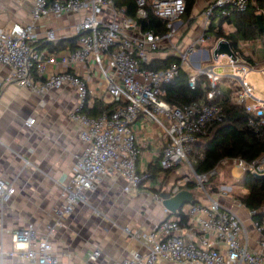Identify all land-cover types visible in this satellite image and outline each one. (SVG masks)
Wrapping results in <instances>:
<instances>
[{
    "label": "built area",
    "instance_id": "obj_1",
    "mask_svg": "<svg viewBox=\"0 0 264 264\" xmlns=\"http://www.w3.org/2000/svg\"><path fill=\"white\" fill-rule=\"evenodd\" d=\"M30 2L31 21L28 25H16L10 30L0 27V64L11 69L13 83L31 93L42 95L70 87L79 105L68 117L78 125L80 140L85 145L82 154L76 158L68 185L62 190L64 205L53 211L54 226H60L71 216L76 206L87 203V194L96 190L98 181L105 174L120 178L125 184V193H131L147 181L148 176L140 175L137 168L141 150L133 128L137 118L144 117L154 122L168 140L161 151V169L168 171L183 164L191 171L192 180L184 177L167 189L170 197L191 181L204 197L195 204L184 205L150 233L124 229L125 236L141 243L146 253L132 252L119 264H264V220L252 221L254 232L262 236L257 242L260 251H254L241 217L232 207L213 200L204 188L208 179L215 177L228 163L234 164L241 177L245 173L264 176V156L250 163L241 159L225 160L202 176L196 175L192 167L202 155L194 152L191 157L196 142L224 119L223 106L216 103L222 97L221 83H226L229 90L226 101L242 108L246 114L247 126L252 129L264 127V98H259L245 81L249 73L262 72V67H253L235 55V59L223 56L226 59L219 66L222 73L216 74L213 63L219 57L215 59L212 52L219 42L225 40L212 42L209 49L211 41L205 36L208 27L216 20L215 12L219 20L233 12L245 13L249 0L211 2L204 11L203 33L183 51L181 47L171 45V41L175 25L185 15V0L135 1L140 19H146L150 12L164 23L162 34L141 30L124 14V10L114 7L112 0ZM80 12H85L86 16L74 28L78 48L67 52L62 64H87L95 60L100 79L115 104L112 112L97 117L90 116L84 109L89 95L86 82L70 71L49 73V68L56 66L57 60L36 48L41 38L38 25L44 18ZM44 40L55 41L54 32H44ZM260 41L264 43V36ZM165 45L172 49L176 61L165 69H151L153 57ZM185 70L189 71L188 87L191 90L196 88L199 78L204 79V99L183 107L170 106L164 101L165 87ZM33 124L34 120L25 122L27 127ZM11 193V186L0 180V209ZM220 193L225 198L231 191L221 189ZM153 200L161 204L159 195H154ZM165 213L169 215L166 210ZM253 214L249 212L251 219ZM186 229L191 230L193 238L190 241L183 238ZM52 235V228L45 236H39L32 227L14 231L12 242L26 247L17 252V257L30 264H58L50 243ZM99 255L94 251L90 258L95 260Z\"/></svg>",
    "mask_w": 264,
    "mask_h": 264
},
{
    "label": "crops",
    "instance_id": "obj_2",
    "mask_svg": "<svg viewBox=\"0 0 264 264\" xmlns=\"http://www.w3.org/2000/svg\"><path fill=\"white\" fill-rule=\"evenodd\" d=\"M213 1L195 0L191 13L185 18L187 24L182 25L179 21L175 25L171 45L179 46L183 51L196 41L203 33V11ZM197 7L198 11L194 13ZM30 14V0H0V27L5 30L16 25H28ZM85 16V12L47 16L38 25L41 38L36 48L57 60V65L50 67L49 73L70 71L86 82L89 95L84 109L90 116L94 112L101 115L112 112L115 104L100 79V69L95 60L87 64H62L65 54L78 47L74 28ZM193 29L195 32L188 37L190 44L185 47L177 36ZM46 31L54 32L55 41L44 40ZM206 32L211 44L217 41ZM259 42L260 39L252 45L242 43L240 49L243 52L249 45H262ZM171 50L169 45H165L151 63L157 67L166 65L165 62L168 65L175 62ZM258 56L259 60L251 61L250 65L262 67L259 74L264 76V49ZM185 73L188 76L189 72L185 70ZM10 76L11 69L0 64V180L12 189L9 200L0 209V264H30L17 257V252L26 247L15 245L11 237L14 231L28 227L35 229L39 236H45L50 228L53 229L50 243L58 264H119L132 252L144 255V246L128 239L123 230L150 233L164 219L172 217L153 197L158 195L156 191L169 189L185 174L178 171L179 167L162 170L155 180L146 181L131 193L124 192L125 184L120 178L105 174L98 181L96 190L87 194V203L76 206L71 216L65 218L60 226H54L53 211L64 205L62 190L69 183L76 158L85 149L78 125L68 117L78 107L79 101L70 87L39 95L18 87ZM225 84H220L222 97L216 101L221 106L228 103L229 90ZM28 120H34L31 127L25 126ZM133 128L141 150L137 168L142 174L160 161L161 151L168 140L163 131L147 118L138 117ZM227 169L232 171L233 177H241L234 164L228 163L210 180H216ZM220 182L219 187L210 192L217 195V201L232 207L241 217L251 235V249L260 251L257 242L262 236L254 232L249 212L234 199V202L228 201L230 195L221 197V189H230L233 195L234 187L227 181L222 184L224 180L220 179ZM197 200L202 201V198ZM183 238L186 241L193 238L190 229L184 230ZM94 251L100 255L92 260L90 257Z\"/></svg>",
    "mask_w": 264,
    "mask_h": 264
},
{
    "label": "trees",
    "instance_id": "obj_3",
    "mask_svg": "<svg viewBox=\"0 0 264 264\" xmlns=\"http://www.w3.org/2000/svg\"><path fill=\"white\" fill-rule=\"evenodd\" d=\"M48 4L53 0H46ZM136 0H112L117 9L124 10V14L132 18L143 31L152 30L156 34H162L165 31V25L162 21L154 18L149 12L146 19H140L136 13ZM195 0H185V16L189 15L193 9ZM215 18L219 17L214 13ZM261 15L264 22V0H249L248 9L245 13H230L228 16L218 21L214 20L207 29V34H211L214 40H225L232 53L239 59L250 63L252 60L244 56L240 49L242 43H253L262 39L264 34L260 31L256 16ZM229 26L230 33L223 34L222 27ZM78 48V47H77ZM76 48V49H77ZM74 49V50H76ZM72 50V51H74ZM166 65L150 64L153 70L165 69ZM203 78H199L196 88L191 90L188 87V76L183 71L179 77L165 87L164 101L170 106L183 107L204 99L205 90L202 88ZM208 90V89H207ZM224 119L222 122L214 124L205 137H201L193 146V153L198 152L202 158L192 165L196 175L202 176L215 169L222 161H233L241 159L247 163L255 161L264 156V127L261 129H252L247 126V116L242 108L233 103H227L223 106ZM97 117V113L91 114ZM161 160V159H160ZM172 170V169H171ZM162 171L160 161L151 165L146 174L147 181L155 180ZM140 174V175H143ZM241 187L246 189V193L234 196L238 202L248 212H253V220H264V176H253L245 173L241 177ZM183 190L192 191L195 189L193 181L187 183ZM161 191H156L159 195ZM183 220H181V224Z\"/></svg>",
    "mask_w": 264,
    "mask_h": 264
},
{
    "label": "rangeland",
    "instance_id": "obj_4",
    "mask_svg": "<svg viewBox=\"0 0 264 264\" xmlns=\"http://www.w3.org/2000/svg\"><path fill=\"white\" fill-rule=\"evenodd\" d=\"M198 11V7L195 8V10L193 11L194 13ZM204 13V11H203ZM188 18L187 15L183 17V19L180 20L182 25L187 24L186 19ZM216 21H218V17L216 18ZM196 29V28H195ZM229 29L231 30V28L229 26H224L222 27V33L223 34H227ZM195 32V30L193 29L192 31H187L185 35H182L181 33L178 34L177 39L180 40L181 42H183L182 44L185 45V47L189 46V41H188V37L191 36V34H193ZM211 37H213V35L210 34ZM262 45H256V46H251L252 43H250V45L248 47H244L243 53L244 56L249 57V59H251L252 61H256L259 60V56L260 55V51L262 49H264V43L263 42H259ZM211 43L209 44V49L211 48ZM205 49H207V47H205ZM225 57L220 56L217 62L213 63V66H215V73H222L221 69H219V66L222 64L223 61H225ZM189 72V71H188ZM193 74H195L194 71H191ZM245 81L250 84L254 90H255V94L259 97H264V76L257 73V72H251L249 73L246 78ZM180 170H178L179 172H181L182 174H185V177L189 178L192 180V175H191V171L183 164H181L179 166ZM226 175V176H224ZM236 175V174H235ZM216 180L213 181L208 179V181L206 182L205 185V190L208 192V195L212 197L213 200H216L218 197L216 194H214L212 191L213 189L219 187V185L221 184L220 179L224 180V182H222V184H225L227 181L228 185H232L234 187L233 189V195L230 194L229 196V200L230 202H234L233 197L234 196H239L242 195L244 193H246V189H244L243 187H241V177L238 176V178L236 176L233 177L232 175V171L230 169L224 170L222 171L216 178ZM193 195L196 199L199 198H203L204 195L197 191L196 189L193 191ZM249 237L251 238V235L249 234Z\"/></svg>",
    "mask_w": 264,
    "mask_h": 264
},
{
    "label": "water",
    "instance_id": "obj_5",
    "mask_svg": "<svg viewBox=\"0 0 264 264\" xmlns=\"http://www.w3.org/2000/svg\"><path fill=\"white\" fill-rule=\"evenodd\" d=\"M257 25L260 31L264 34V22L261 15L256 16ZM212 56L216 59L220 56L231 57L235 59L230 46L227 42L221 41L217 44L212 52ZM159 198L161 199L162 207L169 213V215H175L184 205L195 204L198 200L194 197L191 191L181 190L173 197H170L167 190L159 193Z\"/></svg>",
    "mask_w": 264,
    "mask_h": 264
}]
</instances>
